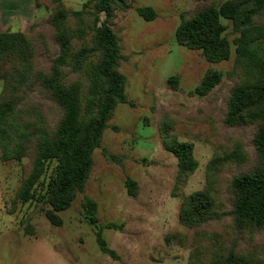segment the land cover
Masks as SVG:
<instances>
[{
    "label": "trees",
    "instance_id": "16d2710c",
    "mask_svg": "<svg viewBox=\"0 0 264 264\" xmlns=\"http://www.w3.org/2000/svg\"><path fill=\"white\" fill-rule=\"evenodd\" d=\"M63 0H35L37 9L49 8L48 30L34 26L32 37L22 32H3L0 23V161L22 162L24 178L16 194L22 204L41 202L45 216L61 226L57 213L68 210L85 191L94 169L93 154L102 147L119 104L134 106L126 94V77L119 71L125 57L110 23L117 11L132 8L128 0H90L82 10L68 11ZM144 21L157 19L152 7H139ZM222 19L233 25L234 81L224 125L234 130H250V154L246 144H237L222 161L240 164L229 180L226 198L221 200L211 184L183 200L179 220L196 229L229 219L235 239L227 253L211 264H264V253L253 260L238 253L240 242L264 239V0H197L190 12L181 14L176 31L180 46L197 50L210 64L231 58L232 42ZM223 74L209 71L191 96H208L222 81ZM167 85L177 90L179 78ZM166 150L178 161V185L184 186L197 171L194 144L182 142L161 127ZM103 154L115 159L106 149ZM214 165V162L211 166ZM42 184L43 193H37ZM128 193L136 196L138 184L128 178ZM42 194V195H40ZM87 223L97 227L98 204L83 197ZM106 229H120L109 223ZM100 250L118 259L96 232Z\"/></svg>",
    "mask_w": 264,
    "mask_h": 264
},
{
    "label": "rangeland",
    "instance_id": "374dc122",
    "mask_svg": "<svg viewBox=\"0 0 264 264\" xmlns=\"http://www.w3.org/2000/svg\"><path fill=\"white\" fill-rule=\"evenodd\" d=\"M88 1L63 0L62 4L68 11H78ZM128 1L132 8L117 11L110 25L125 57L119 71L127 79L126 94L134 106H117L102 147L93 154L95 166L85 191L68 210L57 213L62 220L59 227L46 218L48 207L41 202L16 200L28 159L0 161V264H211L233 244L229 219L189 229L180 223L179 214L184 198L209 183L220 201L227 197V183L241 166L222 161L225 153L243 143L252 154L250 130L224 125L234 87L229 74L235 68L233 41L238 34L230 21L221 20L232 42L231 58L210 64L200 51L176 40L181 14L190 12L197 0ZM139 7H152L157 19L144 21L137 14ZM51 12L37 9L35 0H0L3 32L32 37L34 26L39 32L48 30L45 22ZM209 71L221 72V83L208 96H191ZM172 76L179 78L177 90L167 85ZM3 87L0 82V93ZM161 127L179 141L194 144L199 167L184 186L178 185V161L164 147ZM103 149L116 158H106ZM128 178L138 184L136 196L128 193ZM43 192L39 184L37 193ZM84 196L98 204L97 227L85 219ZM109 223L120 229H106ZM97 231L118 259L100 250ZM237 250L253 262L264 253V239H245Z\"/></svg>",
    "mask_w": 264,
    "mask_h": 264
}]
</instances>
